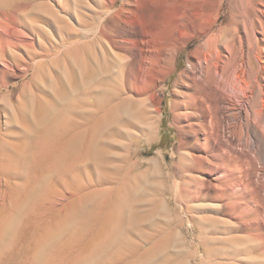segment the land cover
Masks as SVG:
<instances>
[{
  "label": "rangeland",
  "instance_id": "374dc122",
  "mask_svg": "<svg viewBox=\"0 0 264 264\" xmlns=\"http://www.w3.org/2000/svg\"><path fill=\"white\" fill-rule=\"evenodd\" d=\"M189 2L0 0V264H264V125L253 112L264 95L225 88L231 114L252 113L250 134L232 118L225 138L251 159L216 179L186 127L182 76L208 37L171 60ZM209 4L213 46L228 62L251 46L246 79L264 86V0ZM66 111L80 140L53 134Z\"/></svg>",
  "mask_w": 264,
  "mask_h": 264
},
{
  "label": "bare ground",
  "instance_id": "6f19581e",
  "mask_svg": "<svg viewBox=\"0 0 264 264\" xmlns=\"http://www.w3.org/2000/svg\"><path fill=\"white\" fill-rule=\"evenodd\" d=\"M209 2H210V0H190V2L188 4V7H189L188 10H190V13H188V15H190V17L189 16L185 17V21L186 22H185V25L182 26V30H181V42H180V44L178 46H176V44L173 45L172 48H174L175 46H176V48L174 49L175 52L172 54V57H171L172 59L171 60H172V64L174 65V68H175V65L177 63V54L182 50V48H185L188 45L190 39L196 37L199 34H205L208 37L204 46H198L193 52H190L188 54V62H189L190 65L182 73V76L186 77L185 78L186 92H185V99H184L185 106L187 107V113L185 114V116H187V119H186L187 120V125H186V127L189 128L188 132H190L192 137L194 139H196L197 143L201 146V148L202 147L205 148V153H206L207 157L210 156V157L214 158L213 159L214 161H216V162L210 161V163L208 164L210 173L216 174V176H215L216 179H220L222 177V178L225 179V182H228L234 176V174L232 172V169L230 167L231 166V162L233 160H235L236 162H240L242 164V163H245L246 161H248V159H251V156L249 155L248 152H241L239 150H236L234 148L235 140L232 139V138H229L227 140L225 137L228 134L227 132L228 131L231 132L230 130H232V126H233L231 124L232 118H233V121L235 120L234 123H233L234 124V126H233L234 128L233 129H235L236 133L241 130L243 132V134H244V131L247 134H250V127H251L250 124L252 123V122L250 123V119H251L250 115L252 113L248 112L249 108H248V106H246L245 109H240L239 108L240 112H235V113L231 114L230 112L233 109L230 107V103L227 101V99H230V98L227 97V95L225 93V88L226 87L227 88L228 87H233L234 89H239V90H241L244 93L243 95L245 96V98L248 99L249 96H251L254 93V91H256L259 95L260 94L264 95V86H263V83H262L263 79H261V77L257 78V80L254 83L251 80H247L246 79V72H247V70H249L248 68L250 67L251 46H250V48H248V47L244 48L242 46L241 51H239V53L234 56V59L233 58H230V59L227 58L230 63L228 61H225L226 59L224 60V57H226V56H225V54H223V51H221L218 47H214L213 46L216 41L219 42L221 40V35L220 34L215 35L214 33H212L213 27H214L216 19H217V14L216 15H212L211 17L208 15V12H207L208 11L207 10L208 7L207 6L208 5L210 6V4H211V3L209 4ZM217 8H218V6H217ZM262 13H264V11H262ZM240 40L242 42V37H240ZM167 49L170 50V48L166 46L164 48V50H167ZM259 50H260V48L258 50H256V52L259 51ZM253 51L254 50L252 48V52ZM262 56H263V54H262ZM257 57L259 59L258 61H260V63H261V67L264 68V65L262 64V63H264V59H263L264 57L263 58H261L260 56H257ZM232 62L235 63V65H236L235 69L231 68ZM250 72H252V71H250ZM255 74H256V72H255ZM257 77H258V75H257ZM226 91H229V90L227 89ZM244 96H243V98H244ZM261 101H262V108H260L259 110H256V112L253 111L256 114V116H257V120H256L257 123L254 126H257V125L258 126L259 125L262 126V125H264V97H262ZM252 109H253V107H252ZM74 110H76V109L74 108ZM38 111H40V110H38ZM44 111H46V109ZM47 111H48V109H47ZM52 113L54 114V112H52ZM70 113L71 112L66 111L63 114L61 113L62 115H60V116L55 118L54 122L57 124V128L55 129V131H53V134H54L55 138H59V139L63 138L64 141H65L68 138L71 139V137H73V139L74 138L76 139L78 137V139L80 140L79 134H77V133L75 134L74 133V130H77V128H76L77 125L73 121V117H70L71 116ZM72 116H74V115H72ZM46 120H47V118H46ZM46 120H44L42 122L44 123V122H46ZM52 120H50V121H52ZM76 121H78V120H76ZM80 127H82V126H80ZM252 128H254V127H252ZM84 133H85V130H84ZM86 133H87V131H86ZM240 134H241V132H240ZM74 135H76V136H74ZM80 135H84V134L81 133ZM87 136L88 135L86 134L85 137H87ZM202 136H203V138H202ZM81 138H84V137L82 136ZM41 139H44V138H41ZM86 139L88 140V138H86ZM202 139L204 140L203 142H202ZM241 139L242 138L240 137L239 140H241ZM78 142L77 143L73 142L71 144L78 145L79 144ZM80 142H82V141H80ZM85 143H86V141H85ZM83 144H84V142H83ZM83 144H81V145H83ZM85 145L86 144H84V149H85ZM93 145H95V143ZM61 146H63V145H61ZM68 146H70V145H68ZM90 146L92 147V145H90ZM77 147L79 148L80 145L76 146V149H77ZM96 147L97 146H95V149H97ZM71 150L73 151V149H70V151ZM81 150L83 152V149H80V151ZM83 154L84 153H81V155H83ZM223 154H224V156H223ZM80 156H79V158H80ZM207 157L206 156L205 157L204 156H200L199 159L202 160V161H205ZM84 158H82V159H84ZM8 160H9V162H16V163L20 164L21 166L23 165V162H24V160L21 157L12 158V157L9 156ZM44 162H46V161H44ZM70 163H69V165H71ZM20 165H18V166L21 167ZM70 167H69V169H70ZM24 171H26V170L24 169ZM30 173H32V172H30ZM37 176L35 175V177H37ZM41 178H42V180L44 179L42 176H41ZM27 183H28V178L26 176H23L20 185H18V189H17L18 191L17 192H22L24 185H26ZM36 183H38V182H36ZM218 184H220V183H218ZM263 189H261V190L263 191ZM10 190H12V189H10ZM86 197L88 198V196H86ZM86 197H84V198H86ZM14 198H15V196H14ZM258 199H259V203H260V199L261 198H258ZM114 201H115V199H114ZM16 204H17V207H18V202L17 203L14 202V206H16ZM67 213H69V212H67ZM110 215H112V214H110ZM7 217H8V215H7ZM4 219L6 220L5 217H4ZM8 219H7V221H8ZM59 220L57 221L58 222L57 228L59 227ZM93 220H92V222H93ZM2 221L0 220V239L4 236V228L7 227V224L9 223V221L8 222L6 221V225H5V223H4L5 221L4 222H2ZM62 222H60L61 223L60 225H62ZM108 223H110V221ZM53 224L56 225L57 223L55 222ZM55 225H54V228H55ZM46 226H47V224H46ZM52 227L50 228L51 230H53ZM47 228H48V226H47ZM57 228H55V229H57ZM64 228H63V230H64ZM61 231L62 230H60V232ZM56 232H58V231H55V233ZM106 232H103V234L106 233ZM113 232H114V230H113ZM52 233L53 232H51V235H52ZM74 233H73V236L75 235ZM108 234H109V232H108ZM92 235L93 234H91V236ZM105 237H103V238L105 239ZM129 238H131V237H129ZM48 239H51V238L49 237ZM92 239H93V237H92ZM99 241H101V239ZM123 241L125 242V239ZM123 241H121L122 244H124ZM41 242H42V239H41ZM71 245H70V247H71ZM111 245H112V243L110 244V246ZM120 245H121V243H120ZM1 246L2 245H0V251H1V249H3ZM86 246H87V244H86ZM133 246H135V244ZM133 246L131 245V247H133ZM90 247H92L91 244H90ZM131 247L129 246V248H131ZM74 248H75V246H74ZM83 255L84 254H82V256ZM88 255H86V257ZM114 255H117V254H114ZM115 257H117V256H115ZM88 258H89V256H88ZM79 259H80V255H79ZM81 259L83 260V257H81ZM111 259H112V257H111ZM119 260H117V261H119Z\"/></svg>",
  "mask_w": 264,
  "mask_h": 264
}]
</instances>
